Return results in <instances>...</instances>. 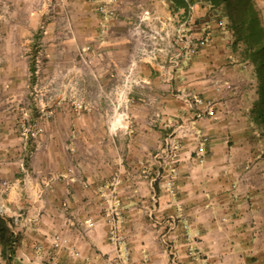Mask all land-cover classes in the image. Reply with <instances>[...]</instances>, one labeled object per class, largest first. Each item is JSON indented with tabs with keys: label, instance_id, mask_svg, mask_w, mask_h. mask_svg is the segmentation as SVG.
<instances>
[{
	"label": "rangeland",
	"instance_id": "rangeland-1",
	"mask_svg": "<svg viewBox=\"0 0 264 264\" xmlns=\"http://www.w3.org/2000/svg\"><path fill=\"white\" fill-rule=\"evenodd\" d=\"M27 1L19 0V6L15 8L10 5L9 8H0V14L9 15L15 21L20 18L21 23L10 25L12 33L14 32L12 35L15 36L7 43L9 47L18 49L15 58L27 68L23 73V86L15 88L17 96L20 97L15 105L20 110V117L15 124L18 135L13 137L10 143V138L7 137V149L0 151V172L4 173L3 177L0 174V181L12 182L15 187L14 184L19 180L17 186L22 189L23 204L16 207L15 200L6 195V187L0 188V205H3V210L9 208V211L2 212V217L9 219V225L14 231H17L18 224L21 225L22 214L24 218L27 217L24 213L27 201L33 199L32 194L29 196L26 190L29 179V182H32L31 193L35 191L39 197L35 200L39 209H54L60 204L66 209V221L76 228L83 227L84 220L89 219L88 215L93 213L103 219L108 227L107 239L111 246L105 252L106 264L113 256H121L127 264H132L128 234L136 241L157 240L158 244L163 246L161 257L166 258L165 264H185L179 256L174 255L176 253L171 248L172 241L178 237L176 217L160 214L157 210L160 204L159 196L153 190L154 185L158 183L162 195L169 198L161 213H164L166 206L169 209L168 205L172 203L180 209L183 207L182 201L176 199L175 178L178 173L172 168L181 161L186 163V170L191 174L188 193L194 202V211L199 213L206 202L210 205L205 206L207 210L204 215H199L201 221L210 219L211 222L224 223L227 215L218 211L220 207L227 210L244 208L245 211L255 208L260 210V218H257L256 222L264 231V120H257L256 108L260 94L259 74L261 72L264 75V45L262 66L260 72H256L250 43L245 42L244 36L241 38L242 32L236 34L239 28L244 34L249 31L250 26L246 20L248 8L241 10L237 0H231L233 18H222L219 14H211L207 5L206 7L199 2L195 8L197 0H188L192 5L190 15L194 17V27L190 26L187 33L190 35L191 31L194 32V41L202 35L208 41L202 46L194 45L192 53L186 57L187 60H182L181 65L185 61L200 62L198 65L207 67L209 73L216 71L225 81L232 83V90H221L218 97L223 99L228 98V95L231 97L239 94L243 105L241 110L243 115H246L241 122L248 126L245 133L236 134L234 138L229 136L226 144L218 150L219 153L215 157H209L210 150L206 147L208 139H204L208 136L203 135L198 140L194 130L181 134L174 129L176 126L172 125V132L167 131L171 132L169 135L158 131L157 138L153 135L138 137L123 130V117L131 116L132 112L141 113L147 110L150 117H157L159 106L156 98H146L139 93L138 90H142V87H138L139 79L135 72L139 63L153 67H160L161 63H166L165 66L169 64L168 59L174 49L169 48L168 44H176L174 37L177 28H180V22L187 16L186 10L179 12L178 7L177 11H174V25L166 21L167 17L155 8L156 0H141L144 3L142 2L140 9L133 7L139 0H132L134 4L131 9H123L116 4L114 6L111 2L114 0H99L97 5L92 4L86 8L77 5L79 0ZM247 1L257 14L256 19L260 27L264 29V0L257 4L258 6L254 0ZM100 3L105 7L101 8ZM200 10L203 14L205 12V15H201ZM124 15L131 19L130 24L124 26L128 34V40L125 42H128L130 50L131 71L123 78V89L112 96L109 87H106L107 84L111 85L106 73L108 59L106 56L97 58L89 43L91 32L96 26L104 40L116 27L120 30L121 26L116 23L122 24ZM32 19L34 24H31ZM221 19L223 24L219 26ZM205 20L208 21L207 24ZM156 28L162 29L158 44L152 36V30ZM154 42L156 43L153 44ZM81 44L83 49L79 51ZM156 46L162 47L163 50L157 51L155 58H150ZM102 52L104 53L105 49ZM2 59L7 62V57L0 56V65L4 63ZM259 63L258 60L257 65ZM208 75L205 73V76ZM1 79L0 75V99L4 94L1 91ZM129 85V88H125ZM122 91H125V95H122ZM131 93L134 94L133 99L129 98ZM132 102L133 104L129 105ZM2 105L0 101V113ZM233 107L234 105L231 106L232 111ZM8 109H11L10 105ZM226 113L224 111V116ZM125 121L127 123L129 120ZM151 121L152 124L155 123V120ZM238 121L236 119L234 124ZM23 124L26 128L30 125V129L37 126L40 132L34 136L30 132L24 135ZM143 142L144 148L139 147L138 144ZM185 142L197 146L194 151L187 150L188 156H185L184 144L182 146ZM186 157L191 161H187ZM134 162L141 167H129ZM169 167L172 170L168 171ZM155 180L158 181L154 182ZM35 183L42 190L41 195L38 194V189L34 190ZM127 185H132L137 194L150 193L149 198L155 211L151 216L145 215L148 222L141 221L144 220V213L137 215L134 211L136 208L128 209L129 207L125 206L128 197ZM74 195H77V198L73 199ZM53 196L66 199H51ZM37 205L32 216L35 223L40 220L38 217L42 214V210H37ZM71 207L88 210V217L80 220L78 215L70 214L71 211L68 210ZM129 210L133 211L131 217L135 223L129 230L130 233L125 226L130 218ZM89 211L92 214H89ZM162 218L164 220L160 222ZM251 220L253 222L250 224L256 225L255 219ZM93 221L94 226L88 230L82 228V233L89 235L96 227V222ZM183 222H189L187 217H183ZM141 226L144 228L138 232ZM22 228H25V223ZM114 230L117 234L116 245H113L111 240V232ZM200 234L188 231L181 233L184 235L182 237L192 244L186 248V254L192 264H203L199 262L206 257L202 256L196 246L198 240H201ZM216 234L210 232L209 239L212 236L215 238ZM261 235L264 239V233ZM68 249L72 253L77 252L71 246ZM5 261V254L0 246V264H7ZM50 264L61 263L54 258Z\"/></svg>",
	"mask_w": 264,
	"mask_h": 264
},
{
	"label": "crops",
	"instance_id": "crops-1",
	"mask_svg": "<svg viewBox=\"0 0 264 264\" xmlns=\"http://www.w3.org/2000/svg\"><path fill=\"white\" fill-rule=\"evenodd\" d=\"M98 1L99 0H79L77 1V5H81V7L86 8L92 4L97 5ZM114 1H111L114 6L117 5L118 7H122L123 9H131L134 4L132 0ZM261 1L262 0H254L256 5L262 3ZM18 2L19 0H0V8H9L8 5L15 8L19 6ZM142 2L144 3V1L141 0L137 1V3L133 7H137L140 9ZM180 2L183 4L182 7H179L178 4H176V0H156L154 6L158 9V12L167 17L165 18L166 21H168L169 23H173L174 25V11H177L176 9L178 7L179 12H185L186 10L187 14L185 15L187 16H185V18H183L180 22L181 24H179L183 31L189 26L186 30V32H188L191 28L190 26H192V28L194 27V17H189L187 9L189 5L188 0H180ZM199 2L200 1L198 0L196 1L194 6L195 8L197 7ZM199 12L202 13L201 10ZM174 14H176V12ZM201 15H205V12ZM124 17L125 19L122 21V24L118 22L116 23L117 25L121 26V29L118 30V27H116V29H113L114 31L110 32L105 40L104 38H102V34H100V32L98 31V26H96L95 30H92L91 32L89 43L91 50L94 52V55L97 58H104L106 56L108 59L106 73L108 82H111V85L107 84L106 87H109L112 96L117 95L118 91L120 92V90L123 89V78L127 73L131 71L130 50L128 42H125V40H128V34L127 29L125 28L126 30H124V26H127V24L129 25L131 19H129L130 17L128 18L126 15H124ZM19 20L20 18L16 19L15 21L11 16L9 17V15L0 14V56L7 57V62H5L3 58L2 62L4 61V63L0 65V75L2 76L1 91L4 93L0 99L3 104V109L0 113V151H4L3 148L7 149L5 145L8 144L6 143L8 142V140H6L8 139L7 137L10 138V143V141L12 142L11 139H14L13 137H16V135H18V129H16L15 124L17 119H19L20 117V110L16 108L15 105L20 97L17 96L15 88H21V86H23V73L27 71V68L24 63L18 62V60L15 58L18 49L14 46L9 47L7 42L13 39L15 36V34L12 35L14 32L12 33L10 25L21 23ZM207 23L208 21L205 20V24ZM31 24H34L33 19L31 21ZM111 24L113 23L111 22ZM191 32V35H193L194 32ZM176 37L177 35L175 34L174 38L177 39ZM207 41L208 39L206 40V42ZM7 46L9 48H7ZM175 48L177 50L180 49L181 43L176 42ZM82 49L83 44H81V48L79 51H81ZM104 49L105 52L103 53L102 50ZM191 53V51H186V53L183 55V60H185L186 57H189ZM198 63L200 62L190 63V61H185L184 64H180V66L176 68H172L170 66L159 67L156 65L155 67H153L152 65H148L146 63H139L135 75L139 79L138 87H142V90L138 91L146 98H156V103L159 106V110L156 112L157 117H150V115H148V112H146L147 110L141 113L132 112L131 116L125 115V117H128H123L124 132L138 137H151L153 135L155 136V138H157L158 131L162 134L169 135L173 130V128L171 130L172 125L173 127L176 126V128H174L176 131L178 127H186V129L190 132L194 130L196 135L195 138H197L198 140L203 135L208 136L206 147H208V150H210L208 154L209 157H215L219 153L218 150H221L222 147L226 144L229 136H233L234 138L236 134H241V132L245 133L244 131L247 130L248 126L241 122L244 117H246V115H243V111L241 110L243 108V105L241 103V98H239V94L231 97L228 95V98L219 99V92L215 93V91L213 90V86L209 82L211 76H205V73L209 74V69L204 66H199ZM122 92V95H125V91ZM185 92H189L192 95L197 94L204 98L212 99L213 114L200 115L199 112H202L201 107L198 106L194 108L193 106L195 105L189 107L180 97L181 93ZM225 96L227 97V95ZM124 97L126 98V96ZM129 98L133 99L134 94H129ZM129 102L130 101H128V103ZM133 102L129 105H132ZM9 105L11 109H8ZM232 105H234L233 111L231 109ZM234 110L236 111L234 112ZM224 111L227 112L225 116L223 114ZM237 111L238 113H236ZM204 117H206V119ZM236 119H238L239 121L234 124V121ZM125 120L129 121L126 123ZM151 120H155V125L151 123ZM154 126L158 127L156 128ZM167 131L171 132L168 133ZM156 144L157 143H155V145ZM138 145L139 147L142 146V148H144V142L142 144L139 143ZM182 146L184 151H186L185 156H188L187 150L190 149L194 151V148L197 147L192 145V143L189 144L187 142L182 143ZM187 161L190 162L191 160L187 158ZM1 165L2 164L0 161V166ZM133 165L128 166L133 168L141 167V165H138L136 162H134ZM174 165L175 167L172 168H174L178 173L177 177L175 178L177 188L176 199L178 198L177 200L182 201L183 207L180 209L176 204L170 203L171 205H168L170 206L169 209L166 206L164 213H161L163 207L167 203L166 200H169V198H167L165 195H162L160 185L158 183L154 185L155 188L153 189L154 192L159 196L160 204L157 210H159L160 214L176 217L175 224L178 225V237L174 241H172L173 245H171L173 252L176 253L174 255L179 256L183 260V263L192 264V261L188 259V255L186 254V248H188L189 244L191 243L188 241V239L182 237L184 235H181V233L185 231L200 232L201 240H198V244L196 246H198V249L200 250L202 256H206L204 258L206 260V263L204 259H202L199 263L264 264V239L261 237V234L264 233V231L263 228L260 227V225L256 222V219L260 218V210H255V208L247 209V211H245L244 208H234V210H227L225 207H220L218 211L220 210V213H222V215L228 216L225 217L224 223L218 224L217 222H211L210 219L205 222L201 221V219L198 218L199 215H204L207 210L205 206L210 207V205H207L208 202H206L203 209L199 210V213L198 211H194L192 206L194 202L191 201L190 195L188 193L189 179L191 174L187 172L186 163H183V161L177 163V165ZM170 170L172 169H170L169 167L168 171ZM0 174H2L3 177L4 173L2 171L0 172ZM150 177L152 178L153 175H151ZM129 179L130 178H128V180ZM18 181L19 180H17L14 184L15 187L13 186L12 182L7 181L8 186L5 189L6 195L15 200L14 204L16 207H19L21 206V204H23V200L21 201L22 189L17 186ZM157 181L158 180H155L154 182ZM141 184L142 183H140V185ZM26 186L27 189H25L27 190L28 195L30 196L32 194L33 199H31L30 202L27 201V205L25 207V211L27 210V212L24 211L27 217L24 218L22 214L20 220L21 225H15V227L17 226V231H14L12 228L14 234L17 236V239L13 244L11 253L8 250L6 251L5 262H7V264H50L54 258H57L58 261L60 260L61 264H65V262H69V264H106L105 252L106 250H109L111 246L109 245L107 239L108 227L107 225H105L103 219H99L100 217H96V215L94 213L92 214L90 211L89 214L92 215H88V210L71 207L70 210H68L71 211L70 214L78 215L77 217H79L80 220L90 216L89 218L92 217L91 219L95 220L96 222V227L91 230L89 235L84 234L81 230L83 227H73L69 222L66 221V209L61 207L60 204H58L54 209L49 207L39 209V205H37L35 202V200H37L39 197L37 193H35V191L31 193L30 190L32 188H30V186L32 187V182H29V179H27ZM35 186L34 190L38 189V194L41 195L42 190L37 187L36 183ZM133 189L134 188L132 185H127L126 194H128V197L126 198L127 202L125 206H128V209L136 208V210L134 211L137 213V215H141L144 213V220L141 221L148 222V217L145 215L147 214L151 216L153 211H155L149 198L150 193H141L140 195V193L137 194L136 192H134ZM134 193L136 194V196H134ZM76 196L73 199L77 198ZM55 198H57L58 200L66 199L61 196L51 197V199ZM172 199L170 200L172 201ZM36 205L38 211L42 210L41 217H38L40 220L37 223L33 221L34 217H32L35 213ZM143 209L144 211H142ZM132 212L133 211L129 210L128 215L130 216V218H128V224L125 225L126 229L128 228L129 233V230L135 224L133 223L134 221L131 217ZM184 216L187 217L189 222H183ZM251 218L255 219L254 222L256 223V225H254V223L253 225L250 224L251 222H253ZM163 220L164 219L162 218L160 222H162ZM24 223L25 228H22V226H24ZM143 228L144 227L141 226L138 229V232H140V230ZM126 229L124 230L127 231ZM207 232L208 234H205ZM210 232L217 233L215 235L216 237L214 238L212 236L209 239ZM54 234H58L59 240H55L53 238ZM216 238L218 239L215 240ZM64 240L67 243L64 242ZM128 240L130 253L132 256V264L167 263L166 258L161 257L163 246L159 245L157 240H146L144 242L136 241L133 237H130V234H128ZM69 246L75 248L77 252L72 253L68 249Z\"/></svg>",
	"mask_w": 264,
	"mask_h": 264
},
{
	"label": "built area",
	"instance_id": "built-area-1",
	"mask_svg": "<svg viewBox=\"0 0 264 264\" xmlns=\"http://www.w3.org/2000/svg\"><path fill=\"white\" fill-rule=\"evenodd\" d=\"M101 8H104V4H101L99 5ZM188 13H189V17H191L190 13H191V9H192V5L189 4L188 5ZM223 24L222 20H220L218 22V25L221 26ZM184 26V25H183ZM162 29L161 28H156V29H153L152 30V36L154 37V39H156L157 41V44H158V39H160L162 37ZM184 31L181 29V26L180 28L177 30V39L176 41L177 42H180L181 43V48L180 49H176L175 48V44H168L169 48H172V49H176V50H173V53L170 54L169 56V59H168V62L169 64L167 66H165L164 63H161V67L165 66V67H172V68H176L178 66H180L182 60H183V55L186 53V51H192L193 50V47L194 45L196 46H202V45H205L206 43V40L207 38L205 36H201V37H198L195 41H194V37L193 35H190L187 33V32H184ZM156 42H154L153 44H155ZM89 47L87 46L86 49H88ZM163 50L162 47H159V46H156L155 48V51L152 52V54L150 55V58H155L156 55L155 53L157 51H161ZM84 52H86V50H84ZM81 56L82 53H81ZM131 69V68H130ZM209 76L210 79H209V82L211 83V85L213 86L214 90L215 91H221V90H225V91H230L232 90V83L230 82H227L225 81L222 76L220 75V73L216 72V71H213V72H210L209 73ZM208 76V77H209ZM130 85L127 87L129 88ZM181 99L183 101H185V103L189 106V107H192L193 105H198L199 107L202 108V112H199L200 115H211L213 114V101L212 99L210 98H204L200 95H197V94H190L189 92H185V93H181L180 95ZM30 125H28V128H26V125H22V129H23V134L25 135L26 133L30 132L32 136H34L35 134H38L40 132V130L38 129L37 126H34L30 129L29 127ZM188 130L186 129V127H178L177 128V132L179 133H186ZM205 140H207L208 138L207 137H204ZM0 185L2 187H7L8 186V183L7 181H0ZM7 212L9 211V208H5L3 210V205H0V215L2 216V212ZM17 220V217H15L14 221L16 222ZM82 226H83V230H88V229H91V227L94 226V221L92 219H86L84 220V222L82 223ZM11 227V226H10ZM112 236H111V240H112V244L113 245H116L117 244V234H115V230L114 232L112 231L111 232ZM55 240H59V236L58 234H54V237H53ZM108 264H127L126 261L121 257V256H113V258H111V260L109 261Z\"/></svg>",
	"mask_w": 264,
	"mask_h": 264
},
{
	"label": "trees",
	"instance_id": "trees-1",
	"mask_svg": "<svg viewBox=\"0 0 264 264\" xmlns=\"http://www.w3.org/2000/svg\"><path fill=\"white\" fill-rule=\"evenodd\" d=\"M200 2H202V4L207 5L208 10L211 11V14L213 15L219 14V17L222 18L223 17L230 19L233 18L232 9H231V0H200ZM237 2L241 10L248 8L246 11L247 13L246 20L250 28L248 33L244 34L242 29L241 28L238 29L236 25L235 27L236 29H238L236 30V34L242 32L241 38H243L244 36L245 42L250 43L252 53L254 55L252 58L256 63L255 70L256 72L257 71L260 72V66H262L261 64H262V55H263L262 49L264 45V29L260 27V24L256 19L257 14L255 13L251 4L248 3L247 0H239V1L237 0ZM176 4H178L179 7L183 6L180 0H176ZM208 13L210 14V12ZM254 32H256L257 34H255ZM258 60L260 61L259 65H257ZM263 76L264 75L260 72L259 74L260 94L256 104L258 121L264 120V77ZM9 222H10L9 219L0 216V246L2 248L3 254H6L7 250L11 253L13 244L17 239V236L14 234L12 228L9 225Z\"/></svg>",
	"mask_w": 264,
	"mask_h": 264
}]
</instances>
